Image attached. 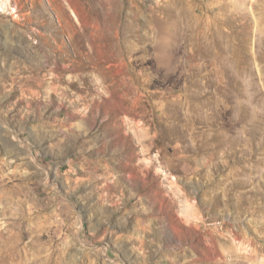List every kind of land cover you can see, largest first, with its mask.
<instances>
[{
	"label": "rangeland",
	"instance_id": "1",
	"mask_svg": "<svg viewBox=\"0 0 264 264\" xmlns=\"http://www.w3.org/2000/svg\"><path fill=\"white\" fill-rule=\"evenodd\" d=\"M0 264H264V0H0Z\"/></svg>",
	"mask_w": 264,
	"mask_h": 264
},
{
	"label": "bare ground",
	"instance_id": "2",
	"mask_svg": "<svg viewBox=\"0 0 264 264\" xmlns=\"http://www.w3.org/2000/svg\"><path fill=\"white\" fill-rule=\"evenodd\" d=\"M246 252L248 253V251H246ZM246 252H245V253H246ZM247 253H246V254H247Z\"/></svg>",
	"mask_w": 264,
	"mask_h": 264
}]
</instances>
